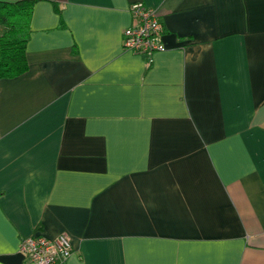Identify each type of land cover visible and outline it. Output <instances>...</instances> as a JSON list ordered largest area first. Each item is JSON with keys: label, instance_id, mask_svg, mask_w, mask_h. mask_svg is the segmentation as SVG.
<instances>
[{"label": "crops", "instance_id": "crops-1", "mask_svg": "<svg viewBox=\"0 0 264 264\" xmlns=\"http://www.w3.org/2000/svg\"><path fill=\"white\" fill-rule=\"evenodd\" d=\"M166 49L126 50L130 7ZM0 78V264H264V0H36ZM4 27L0 25V33Z\"/></svg>", "mask_w": 264, "mask_h": 264}, {"label": "built area", "instance_id": "built-area-1", "mask_svg": "<svg viewBox=\"0 0 264 264\" xmlns=\"http://www.w3.org/2000/svg\"><path fill=\"white\" fill-rule=\"evenodd\" d=\"M132 23L124 30L123 46L126 50L150 57L166 49L165 24L158 11L142 2L130 7ZM20 250L35 264H65L73 254L72 241L66 234L48 237L37 231L25 236Z\"/></svg>", "mask_w": 264, "mask_h": 264}, {"label": "trees", "instance_id": "trees-1", "mask_svg": "<svg viewBox=\"0 0 264 264\" xmlns=\"http://www.w3.org/2000/svg\"><path fill=\"white\" fill-rule=\"evenodd\" d=\"M36 0H0V78H14L29 70L27 43Z\"/></svg>", "mask_w": 264, "mask_h": 264}, {"label": "rangeland", "instance_id": "rangeland-1", "mask_svg": "<svg viewBox=\"0 0 264 264\" xmlns=\"http://www.w3.org/2000/svg\"><path fill=\"white\" fill-rule=\"evenodd\" d=\"M142 55V54H141Z\"/></svg>", "mask_w": 264, "mask_h": 264}]
</instances>
